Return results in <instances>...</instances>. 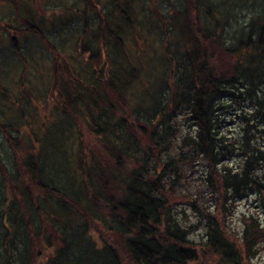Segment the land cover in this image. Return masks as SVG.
I'll list each match as a JSON object with an SVG mask.
<instances>
[{"label":"trees","instance_id":"1","mask_svg":"<svg viewBox=\"0 0 264 264\" xmlns=\"http://www.w3.org/2000/svg\"><path fill=\"white\" fill-rule=\"evenodd\" d=\"M0 1V264H257L264 0Z\"/></svg>","mask_w":264,"mask_h":264},{"label":"rangeland","instance_id":"2","mask_svg":"<svg viewBox=\"0 0 264 264\" xmlns=\"http://www.w3.org/2000/svg\"><path fill=\"white\" fill-rule=\"evenodd\" d=\"M43 2H45V3H47V5H50V1L49 0H42ZM53 2H56V1H54V0H52ZM57 3V2H56ZM74 3V2H73ZM75 4V6L73 7V9H75V8H77V7H81V10L83 9V4H81V3H79V5L77 6L76 5V3H74ZM166 4H168V3H164L163 5L165 6ZM53 7V6H52ZM72 8V7H71ZM161 9L165 12V9L161 6ZM7 11H6V4H4V2H2V1H0V18L2 19V18H5V13H6ZM95 22V21H94ZM93 22V20L92 19H90L89 20V25L87 26V28L85 27L84 28V30H85V32H86V34H88V36H89V34L90 33H92L93 31H97V23H94ZM87 29V30H86ZM89 38V37H88ZM163 38V37H162ZM156 41L157 42H155V43H152V38H149V43L147 44V46L148 47H150L149 48V50L150 51H152L156 46L157 47H159L160 46V48H162V41H161V37L160 36H157V38H156ZM2 45V42H1V40H0V47H2L1 46ZM159 52H160V50H159ZM16 87H17V82H14V83H7L6 84V87L4 88V89H6V90H8V91H10V95H8L9 97H11V96H15V94H16V96H20L21 95V93H19L18 91H17V89H16ZM39 111H41V115H43L45 112H47V111H45V110H41V107L39 108ZM178 200V199H177ZM176 200V201H177ZM246 207L247 206H243L241 209L243 210V211H246L247 209H246ZM93 235L95 236V237H99V233L97 232V231H95V230H93ZM105 233V232H104ZM110 240H113V237H110ZM257 264H264V249H263V254H262V256H261V258H260V260L257 262Z\"/></svg>","mask_w":264,"mask_h":264}]
</instances>
